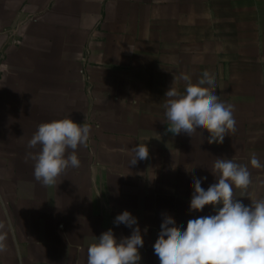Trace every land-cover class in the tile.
<instances>
[{
    "label": "crops",
    "instance_id": "crops-1",
    "mask_svg": "<svg viewBox=\"0 0 264 264\" xmlns=\"http://www.w3.org/2000/svg\"><path fill=\"white\" fill-rule=\"evenodd\" d=\"M207 70L215 93L234 105L235 133L223 143L166 133L165 92L174 76L196 83ZM177 79L175 86L186 87ZM207 85H205L206 87ZM72 119L90 126L69 167L45 186L27 147L41 123ZM149 157L129 165L130 149ZM71 151L70 149L68 150ZM264 0H0V264H87L88 247L129 211L154 253L164 215L183 230L193 177L216 182L217 158L246 165L251 183L234 188L245 205L264 199ZM135 227V225L133 226Z\"/></svg>",
    "mask_w": 264,
    "mask_h": 264
},
{
    "label": "clouds",
    "instance_id": "clouds-1",
    "mask_svg": "<svg viewBox=\"0 0 264 264\" xmlns=\"http://www.w3.org/2000/svg\"><path fill=\"white\" fill-rule=\"evenodd\" d=\"M177 79L187 82L183 93L175 86ZM215 90V78L207 70L196 83L184 73L174 76L164 96L166 133L192 137L198 129L201 136L207 130L209 144H221L226 135L235 133L234 105L221 101ZM90 131L89 125L70 118L41 123L27 145L29 149L39 146L38 151L26 153V160L34 161V178L52 186L69 167L78 168L76 150L86 145ZM130 152L129 165L149 157L145 143H138ZM250 164L264 167L255 154ZM211 172L216 182L207 190L201 186L207 177H193L190 211L199 212L210 205L215 214L189 219L183 230L172 216L164 215L153 246L160 264H264V199L245 205L234 197V188L246 190L251 183L248 167L233 159L217 158ZM114 224L132 229L131 235L118 241L112 229L101 233L98 242L88 247L87 264H139L144 240L137 218L125 210L115 217ZM4 239L0 236V251L5 249Z\"/></svg>",
    "mask_w": 264,
    "mask_h": 264
}]
</instances>
